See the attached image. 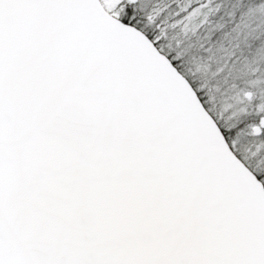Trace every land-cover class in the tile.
Masks as SVG:
<instances>
[{
    "label": "snow or ice",
    "instance_id": "snow-or-ice-1",
    "mask_svg": "<svg viewBox=\"0 0 264 264\" xmlns=\"http://www.w3.org/2000/svg\"><path fill=\"white\" fill-rule=\"evenodd\" d=\"M0 264H264V0H0Z\"/></svg>",
    "mask_w": 264,
    "mask_h": 264
}]
</instances>
